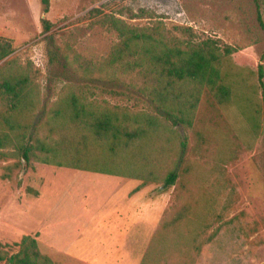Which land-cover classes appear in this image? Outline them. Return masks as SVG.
Masks as SVG:
<instances>
[{
	"label": "rangeland",
	"instance_id": "obj_1",
	"mask_svg": "<svg viewBox=\"0 0 264 264\" xmlns=\"http://www.w3.org/2000/svg\"><path fill=\"white\" fill-rule=\"evenodd\" d=\"M259 10L264 22V0ZM112 17L136 28L157 25L179 40L214 44L230 97L220 103L205 87L192 115L175 124L136 99L135 73L115 84L97 83L124 94H98L100 104L153 116L169 149L160 168L178 176L173 186L165 187L162 179L149 186L160 198V221L138 247L144 251L123 252L118 230L88 235L85 210L95 212L97 200L106 197L104 183L74 181L72 169L36 160L25 164L12 147L0 149V243L13 254L22 237L31 236L52 264H264V31L256 4L0 0V39L13 49L0 61V74L28 75L36 95L34 111L24 120L39 113L45 120L79 82L85 63L97 67L110 56L120 40L106 23ZM92 76H98L96 68ZM55 245L68 252L55 251Z\"/></svg>",
	"mask_w": 264,
	"mask_h": 264
},
{
	"label": "trees",
	"instance_id": "obj_2",
	"mask_svg": "<svg viewBox=\"0 0 264 264\" xmlns=\"http://www.w3.org/2000/svg\"><path fill=\"white\" fill-rule=\"evenodd\" d=\"M42 1L48 5L49 0ZM253 1L264 31L261 0ZM106 23L118 33L119 42L99 66H82L79 82L69 87L45 120L43 113L24 120L36 103L28 75L0 74V149L12 147L25 164L36 160L137 179L142 182L137 189L157 179H162L165 187L173 186L178 176L173 170L160 168L169 149L153 116L100 104L96 100L98 94H124L97 83L115 84L122 81L121 75L135 73L131 89L138 95L136 99L167 120L183 123L192 115L203 88L210 90L220 103L230 97V88L220 71L221 57L211 42L179 40L157 25L136 28L113 17ZM12 52L10 41L0 39V61ZM94 68L97 77L92 76ZM137 81L141 85H134ZM41 131L45 134L41 135ZM17 246V252L10 254L6 245L0 243V263L52 264L40 253L35 238L23 236Z\"/></svg>",
	"mask_w": 264,
	"mask_h": 264
},
{
	"label": "crops",
	"instance_id": "obj_3",
	"mask_svg": "<svg viewBox=\"0 0 264 264\" xmlns=\"http://www.w3.org/2000/svg\"><path fill=\"white\" fill-rule=\"evenodd\" d=\"M72 170L71 179L74 181L82 179L94 184L104 183L109 188L106 197L103 200H97L94 213L91 212L92 210H85L88 218L85 228L88 235L94 239L97 236H110L118 230L122 236L119 246L123 252L129 254L144 251L143 248L138 247L144 246L143 238L145 236L154 235L160 221V198L159 195L156 194V196L155 193L148 192L151 185L137 189L142 183L137 179ZM80 172H85L86 176H82ZM148 193L151 196L146 198ZM55 247H57L55 250L57 252H68L58 245Z\"/></svg>",
	"mask_w": 264,
	"mask_h": 264
}]
</instances>
